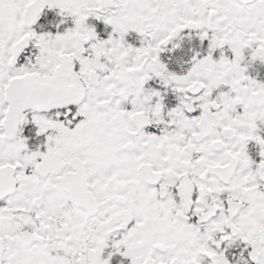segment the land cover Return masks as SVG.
Returning <instances> with one entry per match:
<instances>
[{"label":"snow or ice","instance_id":"obj_1","mask_svg":"<svg viewBox=\"0 0 264 264\" xmlns=\"http://www.w3.org/2000/svg\"><path fill=\"white\" fill-rule=\"evenodd\" d=\"M0 264H264V0H0Z\"/></svg>","mask_w":264,"mask_h":264}]
</instances>
